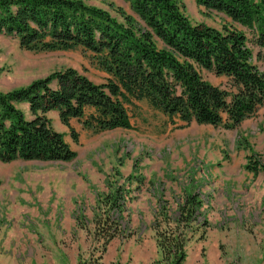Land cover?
<instances>
[{"label":"rangeland","instance_id":"374dc122","mask_svg":"<svg viewBox=\"0 0 264 264\" xmlns=\"http://www.w3.org/2000/svg\"><path fill=\"white\" fill-rule=\"evenodd\" d=\"M84 1L119 18L114 6L134 14L126 0ZM179 4L193 23L244 30L264 71L256 59V31L233 24L223 12L206 9L197 0ZM70 66L97 83L108 76L81 47L32 51L22 48L17 38L0 35L2 91ZM201 73L212 84L230 89L227 77L205 69ZM20 107L30 118L29 105ZM129 112V129L95 132L73 119L76 142L59 112L52 110V125L64 130L77 152L73 160L0 161V264H77L81 254L88 256L99 246L92 233L97 200L115 184L124 186L128 195L121 225L133 234L113 238L106 248L99 246L96 253L103 255V264H153L160 257L157 211L162 206L175 210L194 192L204 203L199 220L207 225L189 230L186 264H264V169H247L254 153L264 158V106L235 128L196 122L179 127L178 118L170 122L146 100L136 101ZM132 173L142 177L140 189L137 181L128 183Z\"/></svg>","mask_w":264,"mask_h":264},{"label":"trees","instance_id":"16d2710c","mask_svg":"<svg viewBox=\"0 0 264 264\" xmlns=\"http://www.w3.org/2000/svg\"><path fill=\"white\" fill-rule=\"evenodd\" d=\"M126 1L134 14L114 6L119 18L84 0H0V35L15 37L22 48L32 51L81 47L108 74L97 83L70 66L25 86L0 90V161L73 160L77 152L64 132L52 125L48 117L52 110L59 112L79 142L72 119L95 132L129 129L133 127L129 107L136 101L146 100L172 123L178 118L179 127L197 121L235 128L264 106V71L255 62L244 30L193 23L179 0ZM197 3L256 31V59L264 64V0ZM202 69L228 77L230 89L206 80ZM23 103L29 105L30 118L20 107ZM247 169L253 173L263 170L264 158L254 153ZM141 178L132 173L127 181L130 185L137 181L136 189H140ZM126 199L124 186L115 184L97 200L92 233L101 248L115 237L133 234L121 225ZM203 207L199 193L194 192L186 194L175 210L159 208L154 228L160 257L153 264H186L189 230L207 225L199 220ZM114 212L118 213L115 217ZM98 247L88 256L81 254L77 264H103V255L96 253Z\"/></svg>","mask_w":264,"mask_h":264},{"label":"crops","instance_id":"0c3cea01","mask_svg":"<svg viewBox=\"0 0 264 264\" xmlns=\"http://www.w3.org/2000/svg\"><path fill=\"white\" fill-rule=\"evenodd\" d=\"M224 77H226V76H224ZM227 79H228V81H229V78L227 77ZM78 120V119H77ZM72 121H73V119H72ZM72 121H71V123H72ZM192 122H196V123H198L197 121H192ZM191 122V123H192ZM190 123V124H191ZM198 124H200V123H198ZM73 125V124H72ZM206 125H210V124H206ZM212 126H214V125H212ZM219 126H221V125H219ZM184 128V127H183ZM58 131H61V132H64V130H61V129H59ZM66 138V137H65ZM67 140V139H66Z\"/></svg>","mask_w":264,"mask_h":264}]
</instances>
